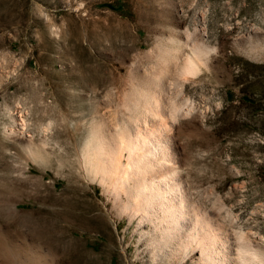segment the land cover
<instances>
[{
  "label": "rangeland",
  "instance_id": "rangeland-1",
  "mask_svg": "<svg viewBox=\"0 0 264 264\" xmlns=\"http://www.w3.org/2000/svg\"><path fill=\"white\" fill-rule=\"evenodd\" d=\"M185 36L196 74L166 64ZM0 57V264L157 263L78 161L95 119L167 134L193 230L264 256V0H0Z\"/></svg>",
  "mask_w": 264,
  "mask_h": 264
},
{
  "label": "bare ground",
  "instance_id": "bare-ground-1",
  "mask_svg": "<svg viewBox=\"0 0 264 264\" xmlns=\"http://www.w3.org/2000/svg\"><path fill=\"white\" fill-rule=\"evenodd\" d=\"M202 35L203 33L200 36ZM194 41L185 36V40L171 50L168 61L165 60L166 64H169L168 67L174 68L177 62L174 59L179 58L180 72L196 74L205 61H202L200 42L197 44ZM177 53L180 54L179 57L176 56ZM2 61L4 59L0 57L1 72L4 71L2 65L5 64ZM179 71L177 69V72ZM1 75L4 74H0V80ZM22 110L16 106L13 111L8 112L9 118L17 125V129H11L10 134L19 139L27 129L26 115ZM14 111L19 119L14 117ZM147 120L150 119H142L141 124L146 125ZM92 121L91 131L77 151L78 161L87 177L99 182L103 189L113 194L122 211L127 213L128 221L136 219L140 229L147 227L144 234L149 232L152 235L150 242L154 250L156 249L153 257V261L157 262L155 264H182L190 259L194 252L199 253L196 258L198 264H264V256H259L257 248L249 244H238L236 240L229 243L218 241L219 244L216 242L217 234L214 235L210 228L205 226L204 229L193 230V227H196L195 215L192 214L195 210L191 212L179 176V166L169 154L167 134L159 132L160 129L157 128L158 131H154L151 127L148 128L149 131L140 130L137 126L133 127L129 121L125 126L122 124L115 132L110 133L102 129L100 120ZM46 137L45 132L44 139L47 140ZM23 147L28 152L30 145ZM39 153L32 152L39 160L45 161L46 157ZM55 200L57 203L60 201L58 198ZM64 216L68 218L71 215ZM58 244L61 249V243Z\"/></svg>",
  "mask_w": 264,
  "mask_h": 264
}]
</instances>
